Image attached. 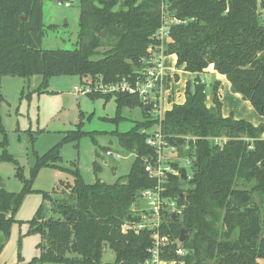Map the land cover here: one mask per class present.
I'll return each mask as SVG.
<instances>
[{"label": "trees", "instance_id": "16d2710c", "mask_svg": "<svg viewBox=\"0 0 264 264\" xmlns=\"http://www.w3.org/2000/svg\"><path fill=\"white\" fill-rule=\"evenodd\" d=\"M78 2L75 49L44 51L43 0H0V81L4 76H40L41 92H47L53 77L78 76L81 83L100 77L109 84L141 67L151 37L161 25L160 0ZM170 3L169 13L184 20L170 27L165 42L164 54L176 57L175 70L198 75L212 66L226 78L232 93L264 117V1L259 5L263 15L256 0ZM104 45L106 51L100 53L98 49ZM98 55L101 58L93 60ZM218 88L219 83L214 82L208 105L206 84L196 77L185 85L184 102L173 104L163 116L162 133L167 143L189 160L191 176L186 181L183 168L171 164L180 174L168 176L162 197L175 199L180 214L163 213L160 234L176 242L161 258L183 264H259V260L264 261V124L254 126L232 115L223 117ZM89 95L114 97L115 121L121 119L124 107L141 109V121L125 133H113L119 146L135 158L129 173L112 185L98 178L93 184L84 183L74 164L72 169L56 166L63 144L90 135L78 125L76 131L68 132L62 142L37 159L31 171L32 182L45 167L67 172L73 181L66 184L68 198L54 207L59 215L56 219L44 218L41 205L28 222V233L41 235L48 244L33 264H100L104 245L115 253L114 264H144L149 258L151 232L125 230V226L139 222V214L133 213L131 206L142 191L156 184L145 171V165L154 163L156 156L141 133L155 121L136 96ZM2 101L0 93V106ZM0 137V161H12L6 151L1 118ZM93 171L95 176L100 171L96 163ZM180 181H185L188 188L183 190ZM33 192L31 185H25L18 194L0 188V232L8 234L24 196ZM41 195L43 201L49 200L48 194ZM178 248L184 251L183 256L175 254ZM67 254L74 256L68 258Z\"/></svg>", "mask_w": 264, "mask_h": 264}, {"label": "rangeland", "instance_id": "374dc122", "mask_svg": "<svg viewBox=\"0 0 264 264\" xmlns=\"http://www.w3.org/2000/svg\"><path fill=\"white\" fill-rule=\"evenodd\" d=\"M64 3H69V7H64ZM258 11L263 15L259 6ZM78 19V0H43L44 31L41 50L75 49L78 41ZM100 36L103 38L104 33ZM103 42L105 44V40ZM105 46H101L98 51L100 53L106 51ZM99 58L101 56H94L93 60ZM175 61L171 55H166L163 64L170 75L172 87L182 92L186 83L192 82L196 77L191 78L192 76L188 77L181 72L178 76L176 73L171 74L169 70L175 68ZM186 78L189 80L184 83ZM88 79L90 78H86ZM41 81L40 76L29 78L4 76L0 81V93L3 98L0 118L5 131L6 151L12 158V161H0V188L7 193L18 194L25 185H31V189L35 191L24 196L8 234L0 232V264H33L34 259L46 252L48 247L46 240L39 234L28 233V222L41 205L44 209V218L56 219L59 215L54 212V207L68 198L66 184H71L73 178L67 172L59 171L55 167H45L32 182L31 171L37 159L62 142L68 132L76 131L79 125L82 132L90 135L82 136L78 142L63 144L59 150L60 161L56 166L72 169L74 164L83 182L88 185L95 183L96 178L102 183L112 185L117 179L129 173L135 158L134 154L126 152L119 146L113 133H125L135 122L141 121L142 112L139 107H124L120 113L121 119L115 121L117 111L114 97L106 99L102 96L74 93L73 87L81 86L78 76L50 78L46 87L47 92H41L43 91L40 86ZM209 81L212 82L213 78L210 77ZM225 82L227 83L226 79ZM206 85L208 87L206 93L210 98L211 86L207 83V79ZM221 93L226 100V91ZM240 100L259 116L249 102ZM240 112L245 115L244 110ZM2 152L0 148V154ZM106 152L112 155L108 156ZM165 153V162L168 165L176 163L178 167L184 168L188 176H191L186 157H183L178 150L174 154L168 151ZM117 155L119 158H116ZM94 163L100 168L96 176L93 171ZM180 187L185 190L188 185L185 181H180ZM41 192L48 194L49 200L43 201ZM148 208L149 204L141 198L131 206L132 212L136 214H141L143 210H149ZM164 208L166 212L178 209L176 200L165 199ZM262 221L264 231V215ZM73 256L67 254L68 258ZM114 262L115 253L104 245L100 264H114ZM35 264L61 263L36 262ZM259 264H264V261L259 260Z\"/></svg>", "mask_w": 264, "mask_h": 264}, {"label": "built area", "instance_id": "2783aa9c", "mask_svg": "<svg viewBox=\"0 0 264 264\" xmlns=\"http://www.w3.org/2000/svg\"><path fill=\"white\" fill-rule=\"evenodd\" d=\"M258 6L264 0H256ZM64 7H69V3H64ZM171 7L170 0H160V27L151 37L152 44L147 49V54L141 59V67L135 70L132 75L122 77L115 83L104 84L100 77L94 80L88 79L81 83L80 87H73L76 94H126L136 96L144 107L148 108L151 119L155 121L154 125L148 130L143 129L142 134L146 135V145L154 151L156 159L154 163H147L145 171L149 178L155 180L153 188L144 190L140 193L141 200L149 204V210L145 209L139 214V222L132 227L125 226V230L132 228L138 232L149 230L151 232L152 245L147 250L149 258L144 264H183L175 260H164L161 258L165 250L175 242L160 234V226L163 220L164 200L162 193L165 191V185L168 183V176H178V170L173 169L165 162L166 151L170 154L176 153V147L169 145L162 133L161 122L166 111H168L169 95L172 89L171 78L163 64L165 42L169 38L171 26L182 24L181 20L169 13ZM187 149V147L185 148ZM106 155H112L106 152ZM119 158V155L116 156ZM189 161V160H188ZM187 161V162H188ZM185 163V165L187 164ZM190 164V162H189ZM182 168V167H181ZM183 171H186L183 168ZM187 179L190 176L186 174ZM180 214L179 209H172L170 212ZM177 256H183L184 251L181 248L174 251Z\"/></svg>", "mask_w": 264, "mask_h": 264}, {"label": "crops", "instance_id": "0c3cea01", "mask_svg": "<svg viewBox=\"0 0 264 264\" xmlns=\"http://www.w3.org/2000/svg\"><path fill=\"white\" fill-rule=\"evenodd\" d=\"M171 57L174 58V61L176 60V57L174 55H171ZM169 72L171 74H178L181 73H185L187 74L188 77L191 78H195L198 77L202 83L206 84V79H207V83H209V85L212 87L213 83L212 82H218L219 83V88H218V94H219V99L220 102L222 104V115L223 117H227L229 115H232L234 117V119H242L245 120L249 123H251L254 126L260 125V124H264V117L261 116H256L254 114V112H252V110L247 106L246 103L241 102L240 99H242L238 94H234V93H230V86L229 83L227 81V83L225 82V77L222 75H219L218 73H216L212 66H209L203 73L195 75V74H191L185 71H178L175 70V68H171L169 70ZM210 77L213 78V81H209ZM209 78V79H208ZM189 80V78H186L185 82ZM181 82V81H180ZM183 83V84H184ZM175 86V85H174ZM207 86V85H206ZM185 88V87H184ZM208 88V87H206ZM221 91L224 93V91H226V100L223 99L222 93ZM184 90L182 92L178 91L177 88H173L171 89L170 95H169V104H168V110L171 109L173 104H182L184 102ZM209 98V97H208ZM207 104L210 105L211 101L210 99L207 100ZM235 110V111H233ZM241 110L245 111V115H242V113L240 112ZM262 138L264 139V134L262 136Z\"/></svg>", "mask_w": 264, "mask_h": 264}, {"label": "water", "instance_id": "95a60500", "mask_svg": "<svg viewBox=\"0 0 264 264\" xmlns=\"http://www.w3.org/2000/svg\"><path fill=\"white\" fill-rule=\"evenodd\" d=\"M22 21L25 22V19L23 18ZM183 236H184V232L181 231L180 241H183V238H184ZM53 248H54V247H53Z\"/></svg>", "mask_w": 264, "mask_h": 264}]
</instances>
